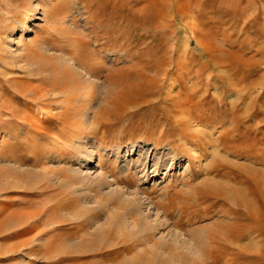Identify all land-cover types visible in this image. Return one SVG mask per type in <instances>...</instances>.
Instances as JSON below:
<instances>
[{
  "label": "rangeland",
  "instance_id": "obj_1",
  "mask_svg": "<svg viewBox=\"0 0 264 264\" xmlns=\"http://www.w3.org/2000/svg\"><path fill=\"white\" fill-rule=\"evenodd\" d=\"M50 1L0 0V35L6 25L26 21L24 14L34 13L28 23L31 30L21 28L16 34L24 33L31 44L25 52L30 61L11 69L2 62L0 48V81L2 71L23 78L21 92L13 82L0 86V138H8L0 147L8 160L0 164V264H160L142 257L147 239L129 233L126 223L132 216H144L156 225L149 240L177 237L181 247L182 241H192L193 229L212 233L240 219L248 229L231 241L241 237L244 257L230 256L218 264H264V0H52L61 2L63 15L78 25L73 40L90 45L80 60L85 62L84 72L91 73L89 115L97 122L84 139L83 155L89 161L94 153L96 163L74 167L84 174L105 175L109 181L102 189L96 182L86 187L71 181L76 175L67 167L74 158L57 161L53 156L57 150L69 154V147L57 143L48 147L49 140L41 137L44 143L35 151L34 140L27 142L31 121L48 123L42 109L47 97L27 90L28 85H42L36 81V68L76 66L67 53L75 49L73 43L61 48L68 35L50 37L54 25L45 16ZM5 47L18 48L13 42ZM175 98L196 103L191 117L200 126L188 137L168 110ZM21 121L25 128L13 141ZM51 126L50 132L56 131L58 125ZM197 135L210 136L206 141L210 150L217 145L220 151L226 149L228 155L214 158L220 166L210 162L207 170L198 168L185 148ZM132 143L139 145L130 147ZM115 146L121 147L119 154L112 151ZM141 146L149 150V158L134 163ZM170 147L176 150L174 156ZM154 152L161 156L157 170ZM219 183L233 188L232 197L211 199L216 205L204 213L199 190L215 189ZM167 189L170 198L165 200L162 194L167 196ZM134 202L141 210L136 216ZM167 203L170 212L162 210ZM195 209L198 215L191 213ZM256 215L260 222L254 220ZM100 237L115 241L110 239L109 244ZM90 239L98 241L99 249L81 250Z\"/></svg>",
  "mask_w": 264,
  "mask_h": 264
},
{
  "label": "bare ground",
  "instance_id": "obj_2",
  "mask_svg": "<svg viewBox=\"0 0 264 264\" xmlns=\"http://www.w3.org/2000/svg\"><path fill=\"white\" fill-rule=\"evenodd\" d=\"M49 1L50 0H48V2ZM48 5H49L50 8L48 10H46L47 8H45L46 14L45 13L44 14H45L46 18L48 19V22L50 24L54 25V28H53L54 30L51 31L52 33L50 34V37L52 38L53 35H56V34L59 35L60 33H61V35L62 34H64L65 36L68 35L67 37L70 38V39L68 40V38H67L66 41L63 40L62 43H61V48H66V46H69L70 43H73L72 45L75 47V49L67 50V53H69L71 55V59L75 61L76 66L73 67V66H69V65H64V66H61V67L59 66V67H43V68H38L37 67L36 68V81H40L42 85H28L27 90L29 92H31V93H35L36 95L37 94H41L42 96L47 97V100L43 102V105L45 107H42V109H43V113L46 116L45 117L46 121L48 123H47V125L46 124L39 125V124H36V123H34L32 121L31 122L29 121L30 122L29 123L30 127L32 129V133H30V136H31L30 138L31 139H28L27 142H31L32 140H34V143H35V146L33 148L34 150L35 149L37 150L38 148H40L39 144L44 143L43 139L41 137H45V138H47L49 140L48 147L51 144H56V143L57 144H62L63 146L65 145V146L69 147L72 150L69 154L66 153V152H69V151L59 152V150H57L56 152L53 153V156L55 157V159L57 161L63 160L62 158H69V157L70 158H74L73 160H68L69 166L67 167V171L70 172L73 175H76V177H77V178L75 177V179L71 178V181H74V182H75V180L76 181H80V182H82V185L86 186V187L90 186L92 182H96L97 183L96 185H97L98 189H102V188H104V186H106L108 184V181H109V180L107 181V178H106L105 175L102 174V176L99 177L97 175H92L91 172H90V174H84L83 173L84 171L80 170L81 169L80 166H81L82 163H84V164L86 163V165L89 166V167L96 163V161H94L95 160L94 153H93L92 158L89 161L83 155V153L86 152V148H87L86 147V143H85L86 141L84 139L87 136V132L90 131L94 127V125L96 124L95 121L97 122V117L96 116H94V118H91L90 115H89V112L91 111V109L93 107V102L91 103V100H92V95L94 93L93 92L94 89H93V91H91L94 84L92 83V80L89 78V76H87V75H91V73L90 72H87V73L84 72V70H85L84 69L85 68L84 67L85 62L80 60V56L82 55L83 50L86 49L88 46L90 47V45H89V42H83L84 40L82 42H79L78 38H77L78 41H74L73 40L74 37H75L74 34H77V32L74 31V30L76 28L78 29V25H75L74 21L72 22L73 23V25H72L71 22L66 19L67 18L66 15H63V13L61 11H63L64 8L62 7L63 4H61V2H57V3L53 4L52 0H51L50 3H48ZM188 14H189V12H188ZM24 15H25V17L27 19L26 21L25 20L21 21V19H17L15 21V23L11 27L6 25L5 28H7V29L4 30L3 33L0 35V48L4 51V53L2 54V62L4 64L9 65L11 67V69L15 68L17 63L19 64L23 60L30 61V59L26 56L25 52L27 51V48H29V46L31 44L27 43V41H26L27 38L24 35V33L22 35H20V36L16 35L18 33V30H20L21 28L25 32L26 31L28 32V31L31 30L28 23L31 21V19H33L34 13L30 12V13L24 14ZM182 16H183V14H182ZM79 29H81V28H79ZM8 34L14 35V37L11 38V37L8 36ZM71 34H73V35H71ZM3 41H4V45L2 44ZM12 42L17 44L18 48L15 49V50H12L11 48H10L11 50H6L5 44L6 45L8 43L12 44ZM93 44H95V43H93ZM203 44H205V43H203ZM95 46H96V44H95ZM29 53H31V52H29ZM227 53H228V51H227ZM228 56H230V55H228ZM65 60H66V58H65ZM234 60H235V58H234ZM61 64L63 65L62 62H61ZM65 64H66V62H65ZM227 64H229V63L227 62L226 65ZM14 73L12 72L13 75H11V73H10L9 74L10 76H7L8 74L4 73L2 71V77L3 78H2V81H0V86L1 85H7L9 82L10 83L13 82V83H16L17 90L21 92V90H22L21 87H20V82H21L20 78L21 77L16 76L15 75L16 73L15 74ZM21 79L23 80V78H21ZM3 87H5V86H3ZM195 104L196 103L194 101H191V100H182L180 98H175L172 101V106H168V110L170 112H174L171 115V117L178 124H181L182 132L184 134H186L187 137H188V134H191L192 132L196 131L197 130L196 127L199 125V123L195 122V120L191 117L192 116V111H193V108H194L193 106H195ZM166 111H167V109H166ZM54 123L57 124L58 127H57L56 131L50 132V128H52L51 125L54 124ZM24 124H26L25 121H21V122H19L18 126H16L15 131H16L17 135H15V139H13V141H17V139L20 138V136H21L20 134H21L22 130H24L23 128H25ZM211 131H212V129H211ZM182 134H181V136H182ZM204 135L195 136L196 140L193 143L190 142V141H188V143H187V140H186L187 137L185 136L184 137V142L186 140L185 143H187V146L185 148L187 149V152H190V156H194V158L196 159V161H197L196 163H197L198 168L205 170L207 165L210 162H212L213 164L216 163V164H214L215 166H220L221 163H219L218 161L216 162V160L214 159L215 156L217 154H219V155L220 154L228 155V152L226 151V149H224V150H222V151H224L222 153V151H220L219 148H217L218 145L215 146V148L213 150H210V147H208L207 144H206V141L209 140V139H207V137L210 138V136L206 137ZM210 135L212 136V134H210ZM27 136H29V135H27ZM7 139L8 138L5 135L1 136V138H0V147L6 142ZM213 140L215 142H218L220 140L219 136L213 137ZM137 145H139V143L138 144H133L132 143L130 145V147H137ZM102 148L104 149V147H100V149H102ZM140 148H143V150L140 149L141 155L138 154L140 158L138 160H134L133 159L132 162H134V163H138L141 160L145 161V159L149 158V152H148L149 150L147 151L146 148L144 149L143 146H141ZM171 149H172L171 151L174 153L172 155L174 156L176 154V150L174 148H171ZM220 149H222V148H220ZM1 151L2 150L0 148V164H3V161H8V160L3 159V158H5V156H3L1 154ZM112 151L114 153L119 154V152L121 151V147L115 146V147L112 148ZM76 152H78L77 155H76ZM209 152L212 153L211 154V159L208 158V153ZM42 153H43V155H45V154H47V151L45 153L44 152H42ZM152 155H153L152 156L153 166L155 167V170H157V168L161 164V156H160V154L158 152H154V154H152ZM222 156H224V155H222ZM169 157H171V155ZM165 158H167V157H165ZM170 160H171V158H170ZM10 161H13V160H10ZM169 163H171V161ZM144 164H146V163H144ZM74 165H79L80 169L77 168V167H74ZM82 166H84V165H82ZM187 170H189V169H187ZM144 171H146V170H144ZM208 173H209V171H208ZM216 173H218V172H216ZM205 182H207V180ZM212 182H214V181H212ZM72 187H74V186H72ZM230 192L231 193L234 192L233 188L231 186L224 185V183H222V184L219 183L217 186H215V189H211V188L200 189L199 190V199H203V203L202 204H204L203 205L204 207H201V208L203 209L204 213H208V210H210V209H208L209 206L213 207V205H216V204H214L216 202H214L213 200L218 199V198L226 199V198L232 197V195L229 197ZM162 195H163V198H165V200L169 199L170 198V196H168V195H170L169 189H167V191H166V195L167 196H164L165 194H162ZM211 199H213L212 200L213 202L210 201ZM137 203L138 202H134L133 207L129 206L133 210L132 214L137 213V211L141 212V210L138 209V206H137L138 204ZM168 203L164 204V205L161 204L162 206L160 205L161 207H163L162 210L163 211L165 210V212L172 211V210L168 209V208L171 209V207H169ZM220 206L224 207V203H221ZM237 206L239 208L241 207L239 205H237ZM147 207H148V205H147ZM185 207L187 208V206H185ZM150 208H151V206H150ZM172 208L176 209V206L172 207ZM157 209L159 210L160 207H157ZM188 209H189V207H188ZM151 210H152V208H151ZM158 210H156L157 212H155V213H157V215H158V212H159ZM196 210L197 209H195L191 213L196 215L198 213V212H196ZM199 210H200V208H199ZM127 211H129V210H127ZM147 212H149V211H147ZM199 214H200V212H199ZM255 214H257V213H255ZM137 215H139V214H137ZM135 216H136V214H135ZM246 216L247 215H245V217ZM240 217H241V213L237 216V220ZM115 220H116V218H115ZM128 220L129 221L127 223L126 222L125 223L127 224V226L129 225L131 227V230L129 228V230H130L129 233L131 234V236H136V235L143 234L144 235L143 239L144 240L147 239V245L146 246L143 245V247H142L143 248V252H144V255L142 257L146 258V261H149V262H151V261H160V264H207L208 262H210L211 264H218L220 261L227 260V258L230 257V256L231 257L235 256L238 260L239 259L242 260V258L244 257L243 253H244L245 250L243 251L244 248H243V245H242V243L240 241L241 237L239 238V240H236L237 241L236 247L233 246V243H235L236 241L234 239H233V242L231 241L232 236L239 237L240 233H242L243 230L248 229V227H247V225L245 223L243 224L242 222L239 221L240 219L238 220V223H234V222L228 223V225H227L228 228L227 229H224V230L216 229V230H213L212 233L211 232L208 233L207 231H209V230H207V229L200 228V230H198V231H197V229H195V230L193 229L192 231H194V234H193L192 241L189 242V241H185L184 240L181 243L182 245H185V247L184 246L181 247V245L178 244L177 237H175V239H171V240L162 239V238H159V240H156V241L149 240V237H148V236H150L149 232H155L157 227L155 228L156 225H152V223L148 222L146 220V218H144V216H143V218L132 216ZM254 220H256V223H257V221L260 222V219L258 218L257 215L255 216ZM86 221H89V219H86ZM107 224H109V223H107ZM109 225L111 226V224H109ZM101 227H102V225H101ZM115 228L116 227L114 226L113 229H115ZM110 229H109V231H110ZM127 229H126V231H127ZM103 230H105V229H103ZM94 231H96V229ZM256 231H257V229H256ZM206 232L208 234H206ZM86 234H87V232H86ZM153 236H154V234H153ZM87 237H88V235H87ZM204 237H206L207 240ZM110 239L115 241V238L105 239L104 237H102V238L100 237L99 241L100 240L101 241L107 240L108 243H109ZM127 239H128V237H127ZM97 242H94L91 239L87 240V242L85 241V243H86L85 247L86 248H82V246L79 244L81 246L80 249L84 250V251H88L90 249H95L96 247L98 248ZM127 242H128V240H127ZM112 243H115V242H112ZM75 244H74V247H75ZM109 244H111V243H109ZM76 247H78V245ZM88 247H90V248H88ZM71 249H70V251H71ZM81 250H80V252H81ZM63 252H64V250H63ZM78 252H79V250H78ZM132 256H135V255H132ZM127 261H131V260H127ZM241 262H240V264H241Z\"/></svg>",
  "mask_w": 264,
  "mask_h": 264
}]
</instances>
